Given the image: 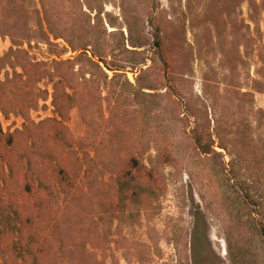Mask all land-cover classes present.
<instances>
[{
  "label": "rangeland",
  "instance_id": "rangeland-1",
  "mask_svg": "<svg viewBox=\"0 0 264 264\" xmlns=\"http://www.w3.org/2000/svg\"><path fill=\"white\" fill-rule=\"evenodd\" d=\"M0 81V264H264V0H0Z\"/></svg>",
  "mask_w": 264,
  "mask_h": 264
},
{
  "label": "trees",
  "instance_id": "trees-1",
  "mask_svg": "<svg viewBox=\"0 0 264 264\" xmlns=\"http://www.w3.org/2000/svg\"><path fill=\"white\" fill-rule=\"evenodd\" d=\"M80 1V0H79ZM102 13V12H101ZM103 14V13H102ZM101 14V15H102ZM109 24H111V20H109ZM29 34L25 35V37L23 38L24 40H28V36ZM13 40H15L16 38L14 36H11ZM49 40H51V37H54L55 40H58L62 37H59L57 35H55L53 32H50L49 33ZM157 45H160V42L157 41L156 42ZM11 52H15V51H11ZM18 53V51H17ZM86 55V53H85ZM87 56V55H86ZM88 57V61L92 63V65H94L98 70H100V72L102 74H104L105 76H107V74L105 73V71L102 69V67L98 64V63H95V61H93L91 58ZM79 58L76 57L72 60H67V61H60V62H56L55 65L57 66H60V65H66V64H72L74 65V67L76 68L77 66H79ZM87 63V62H86ZM85 63V65H86ZM46 64L44 63H37L36 66L37 67H43L45 66ZM12 66V65H11ZM12 68H17V66H14ZM23 72H24V75L27 76L29 79L28 80H31V76L30 74L28 73V70L26 68V66H22L21 67ZM74 68V69H75ZM18 74V73H16ZM41 79V78H40ZM39 79V80H40ZM53 80H55V83H54V95H53V104L54 106L56 107L57 109V113L59 114V117L62 119L63 122H67L69 119H70V111L72 109V105L70 103V95L68 93V89L72 87H70V85H68L67 83V77L65 74L63 73H57L53 76ZM6 85V83H3L2 81H0V101L1 103L3 104L2 108H3V113L5 115L8 116V111L5 109V104H4V101H3V95L1 93V88L4 87ZM44 93V92H43ZM40 94H42V92H40ZM245 96H252L253 94L251 93H243ZM31 96V101H30V105L27 106V108H23V109H20V112L21 114L25 117V118H28L29 119V113L32 109L36 108L39 106L40 104V100L43 99V101H46L47 100V96H43V97H40V95H30ZM257 114H259L261 117H259L257 119V122L259 124V127H263L264 126V110L263 109H257L256 110ZM14 140H15V136L14 135H7L5 134L3 131H2V128L0 127V143L2 142H5V144L8 146H14ZM0 159H3L5 160V156H3L1 153H0ZM128 168H129V171L130 172H137L139 174H142L148 178V180L152 181L153 180V175L151 172H149L145 165L141 164L137 159L135 158H132L129 162H128ZM2 171H4V168L2 167L1 168ZM0 169V170H1ZM2 171H1V174H2ZM32 179V177L29 175V174H26L25 176V191L27 192V194L29 196H31L34 191H35V187L34 185L31 184L30 180ZM248 186L245 185V190H248ZM259 212L260 214H262V207L259 208ZM257 212V211H254V213ZM29 222V221H28Z\"/></svg>",
  "mask_w": 264,
  "mask_h": 264
}]
</instances>
